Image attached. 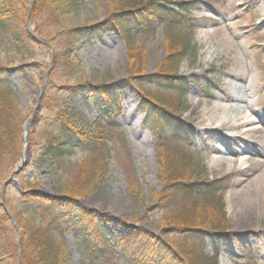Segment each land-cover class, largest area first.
Instances as JSON below:
<instances>
[{
    "label": "rangeland",
    "instance_id": "1",
    "mask_svg": "<svg viewBox=\"0 0 264 264\" xmlns=\"http://www.w3.org/2000/svg\"><path fill=\"white\" fill-rule=\"evenodd\" d=\"M179 1L187 7V15L176 29L170 26L173 24L168 18L161 17L142 25L130 23L126 26L127 34L119 27L101 34L82 33V40L71 53L70 67L64 66L62 60L54 65L55 56L63 58L68 38L57 32L65 26L92 28L103 24L115 9H122L125 0H82L83 12L65 14L60 24L48 22L47 14L41 12L37 19L28 20L31 30L37 27L42 33L37 36L40 43L28 38L19 47L10 36L0 32V65L5 73L0 82V97L14 106L22 124L20 133L16 130L19 150L11 155L12 165L24 160L31 173L36 170L37 156L43 147L32 144L31 130L41 133L52 122L48 109L39 107L42 89L45 93L50 81L52 95L61 101L67 98L75 118L98 141L93 150V147L75 148L58 174L42 172L33 186L44 194H55L59 186H68L76 180L81 166H91L102 170L104 176L96 189L75 199L74 209L82 206L108 216L104 230L113 239L126 237L123 225L126 223L136 227L134 231L145 230L143 236L150 241L160 239L172 252L185 254L195 264H214L211 257L215 250L216 264H264V201L256 196L259 189L255 173L238 183L241 168L248 162L237 160L240 154L250 151L253 154L250 157L260 160L264 157L250 148L245 128L233 130L229 128L231 123L206 128L198 124L203 111L209 115L216 107L210 102L212 95L226 97L230 92L242 91L241 115L253 121L254 126L264 128V0ZM188 41L187 51L181 50ZM209 53L210 61L206 59ZM164 67L188 83L183 92L161 83L159 77L166 75ZM86 85L115 88L120 107L106 106L104 103L111 100L103 99L104 96L101 98L105 102L98 107L93 104V96L87 104H81L80 93H86ZM141 100L153 112L154 108L175 114L186 125L187 135L165 132L154 137L143 126V119L145 114L155 119L157 116L155 112L148 114L140 105ZM32 115L24 135V127ZM37 137L41 140V135ZM218 150L235 161L212 164ZM7 160L2 163L3 172ZM177 173L183 174L181 183L186 185L215 179L223 188L209 195L202 190L193 199H186L178 184L164 190L165 176L175 177ZM14 180L16 185L0 183L5 207L6 197L10 201L8 207H20L17 193L21 183ZM170 184L175 182L172 180ZM242 196L258 214L251 229L231 225L234 209L231 199ZM184 204L193 205L189 209L191 218L208 220L214 227L223 225L218 245L209 228H201L203 237L196 243L180 230L181 226L171 222ZM78 216L74 213V217ZM10 224L14 226L11 220ZM10 224L6 229L9 250L14 253L21 230H12ZM63 230L68 243L66 264H151L149 257L128 246L124 250L114 245L91 248L73 223Z\"/></svg>",
    "mask_w": 264,
    "mask_h": 264
},
{
    "label": "trees",
    "instance_id": "2",
    "mask_svg": "<svg viewBox=\"0 0 264 264\" xmlns=\"http://www.w3.org/2000/svg\"><path fill=\"white\" fill-rule=\"evenodd\" d=\"M18 5L20 7L17 8L16 6ZM81 6L82 0H31V2L30 0H0V32L10 36L13 43L21 47L20 45L27 42L28 38L31 39L26 32L25 25H23V21L26 20L28 14L30 21V19H37L41 12H44L47 14L48 22L52 21L60 24L65 14L69 12L70 14H78V10L83 12L84 8H81ZM121 8L115 9L103 24L94 25L92 28H86V26H65L60 29L57 32L59 36L63 34L68 36L65 42L67 48L63 58L60 59L55 56L54 65L62 60L64 61V66H71V53L78 47L79 42L83 38L81 34L84 32L88 34L90 31H98L101 34L105 30H114L119 27L127 34L129 31L126 26H130V23L142 25L147 24L152 19L158 20L161 17L168 18L173 26H177L180 25L182 18L187 15V7L179 0H125V4ZM174 28L176 29L177 27ZM32 32L36 36H41L42 34L37 27L33 28ZM35 42L37 41L35 40ZM187 48H189V41L182 46L181 50L187 51ZM18 53L23 52L18 50ZM180 59L177 60L178 64ZM163 69L166 71V75L159 77V80H162L161 83L168 86L173 85L176 89L179 88L183 92L187 83L173 75L176 72L169 73L167 71H170V69H165V67ZM2 75H5V73L3 66L0 65V82L4 80ZM86 86V93H80L81 104H87L88 100L94 97L92 99L93 104L98 107L102 102H105L101 98V96H104L106 98L103 99H110L113 102L111 104L109 103L110 101L105 102L110 104L108 106L119 108L118 101L120 96L117 95L115 88L109 89L106 85ZM46 88L44 95L40 98L39 107L48 109L52 122L47 123L41 133L34 129L31 130L32 144L43 147V150L37 156L36 170L31 173L29 167L24 166L14 176V179H18L21 183L20 190L17 193L21 208L12 206V209V207H8L9 198L6 197L5 199L6 207L12 218H14L13 227L10 224L7 212L0 208V264H66L68 243L64 236L63 228L70 226L72 223L81 230L91 248L114 245L124 250L128 246L135 251L138 250L145 258L148 259L149 257L151 264H188V262L195 264L192 263L191 258H186L185 254L180 253L177 255L172 252L160 239L158 241H150L143 236L146 234L145 230L137 228L134 231L133 229H136V227L133 228L128 224H123L127 229L126 237L117 236L113 239L104 230V222L109 220L108 216H102L94 210L91 211L82 206L74 209L75 199H81V197L99 186V181L104 176L102 170L98 171L91 166H81L76 180L68 186H59L57 188L58 192L55 194H44L38 189V186L32 185L39 179L42 172L49 170L58 174L61 164L68 160L75 148L93 147V150L98 141V139L96 140L97 137L93 136L89 129L81 125L80 119L75 118L74 109L71 107L70 102L67 101V98H62L61 101V98L59 99L52 95L53 87L50 85V81ZM88 95H91V97H88ZM140 105L148 110V114L155 112L157 116L155 119L146 114L148 118L145 120V125L154 137L156 135L159 137L165 132L172 134L183 132V136L187 135L188 129L186 125L181 124L175 114H169L170 112L166 111L161 112L154 108L153 110L156 111L153 112L151 106L144 100L140 101ZM158 106L161 105L158 104ZM163 107L166 106L164 105ZM13 109L14 106L9 101L0 97V183L2 181L5 182L7 174L9 175L13 171L15 165H12L14 160H11V155L19 150V145L17 146L16 143L18 140L16 135L22 124L18 121L17 114ZM38 135H41V140H38ZM5 158H8V160L5 164L6 169L4 168L3 172L2 163ZM167 176H165L166 180L163 185L164 190L178 184L180 188L182 187L181 191L186 199H193L202 190L209 195L219 192L222 188L218 180H209L200 184L190 182L186 185L183 181L181 183L182 173H177L175 177L170 174ZM55 177L57 178L56 175ZM14 179L5 184L12 183L16 185ZM172 180L175 182L174 185L170 184ZM2 194L3 190L0 187V206H2ZM223 206L221 200L220 211H223ZM192 207L193 205L187 207L184 204L179 211L180 213L171 217V222L181 226L180 230L187 233L189 239L196 243H200L198 240L203 237L201 228H209V231L213 233L215 245H218L220 242L219 238L223 235L221 231L223 230V225L214 227L208 220H197L196 217L191 218L189 209ZM74 213L79 215L78 218L74 217ZM197 221L198 223H196ZM44 222L46 224L43 225L42 223ZM8 223L11 225L12 230H21L19 246L17 248L16 245L14 253L9 250V231L6 229ZM217 257L218 252L215 250L211 257L214 264L217 263Z\"/></svg>",
    "mask_w": 264,
    "mask_h": 264
},
{
    "label": "bare ground",
    "instance_id": "3",
    "mask_svg": "<svg viewBox=\"0 0 264 264\" xmlns=\"http://www.w3.org/2000/svg\"><path fill=\"white\" fill-rule=\"evenodd\" d=\"M211 57L212 55L209 53L206 59L210 61L212 60ZM143 67L145 68L144 62ZM230 93L231 94L226 97L218 94H215L214 96L212 95V100L210 102L216 104V107L211 110L209 115H207L206 111H203L200 119L198 120V124L201 127L206 128L209 125L222 126L224 124L231 123L229 128L233 130L243 127L245 128V132L248 133V137L250 136V148L264 157V128L262 126H254L253 121L241 115L242 111H240V100L242 98V91ZM216 155L217 156L211 160V163L215 165L226 164L231 160H234L231 159V157H228V154H226L223 150H218ZM250 155H252L251 151L248 152V154H240L237 159L238 161L242 160V163L243 160L248 162L241 168L240 175L242 177L238 183H240L244 178L250 179L255 173L257 175L255 183L259 189L256 196L259 200L264 201V160L250 157ZM231 202L233 203L234 208L230 217L231 225H234L237 229H251L258 216L252 203L246 202L244 200V196L241 198L231 199Z\"/></svg>",
    "mask_w": 264,
    "mask_h": 264
},
{
    "label": "water",
    "instance_id": "4",
    "mask_svg": "<svg viewBox=\"0 0 264 264\" xmlns=\"http://www.w3.org/2000/svg\"><path fill=\"white\" fill-rule=\"evenodd\" d=\"M27 31H28V33H29V29L27 28ZM52 64V63H51ZM43 88V87H42ZM44 89V88H43ZM43 89H42V92H43ZM35 113V112H34ZM34 117V115H32V117L29 119V122H28V124L25 126V128H24V132L26 133V130H27V128H28V126H29V124L32 122L31 120H32V118ZM24 133V134H25ZM24 163V160H22L21 162H20V164L18 165V166H16V168H15V170H13L12 171V173L10 174V177L8 178V181H10L12 178H13V176H15V174L23 167V164Z\"/></svg>",
    "mask_w": 264,
    "mask_h": 264
}]
</instances>
